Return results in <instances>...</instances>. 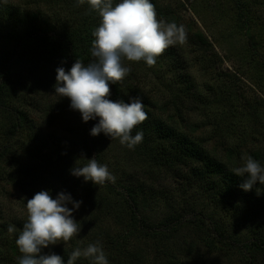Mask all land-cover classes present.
<instances>
[{
    "label": "trees",
    "instance_id": "trees-1",
    "mask_svg": "<svg viewBox=\"0 0 264 264\" xmlns=\"http://www.w3.org/2000/svg\"><path fill=\"white\" fill-rule=\"evenodd\" d=\"M140 1L153 5L149 0ZM230 1L235 6L236 33L247 38L242 54L245 64L264 80V19L257 24L251 16L253 8L256 11L264 7V0ZM85 2V13L76 24L67 21L59 25L42 11L0 0V39L8 43L0 55V168L6 166L13 141L35 126L27 109L11 104L12 67L17 58L39 57L65 76L89 74L101 99L112 109L124 112L122 135L131 141L132 153L142 163L141 173L148 166H183L194 177V188L205 195L208 206L186 200L159 221L152 218L146 212L149 201L144 181H139V174H134L139 178L124 181V177H117L107 168L110 149L106 136L110 131L106 124L91 121L79 140L80 154L88 157L85 173L90 178L81 181L82 172L77 175L67 169L70 180L63 187L70 208L87 210V225L76 222L75 226L77 230L85 225L89 236L80 238L76 233V237L70 236L73 245L49 247L33 231L35 224L29 218L8 220L0 216V264H84L88 259L105 264H208L207 255L221 253L236 258L240 264H264V136L259 145L245 152L242 167H236L230 158H219L187 132L163 119L153 110L152 102L139 93L136 84L112 71L104 61L109 43L124 41L121 32L127 23L123 12L126 0ZM196 40L199 51L212 48L203 32L196 34ZM161 46L164 57L179 70L178 93L186 91L188 98L196 96L198 85L184 60L172 46L164 42ZM224 95L220 92L214 101L229 100ZM184 103L176 105L177 110L182 111ZM244 111L251 127L250 136L264 135V99L249 101ZM100 186L102 193L96 196ZM108 220L114 225L106 228L103 223ZM182 229L189 236L179 247L170 246L168 241ZM134 242L142 244V248L132 246ZM80 243L91 247L85 257L78 251L83 246ZM144 244L164 249L165 257L161 261L157 257L151 259ZM209 264L219 263L214 260Z\"/></svg>",
    "mask_w": 264,
    "mask_h": 264
},
{
    "label": "rangeland",
    "instance_id": "rangeland-1",
    "mask_svg": "<svg viewBox=\"0 0 264 264\" xmlns=\"http://www.w3.org/2000/svg\"><path fill=\"white\" fill-rule=\"evenodd\" d=\"M2 1L42 11L59 25L67 21L76 24L87 8L85 0ZM149 1L153 5L126 0L123 12L127 23L121 32L124 41L109 43L104 61L112 71L136 84L159 116L187 132L219 158H230L236 167H242L245 152L259 145V139L264 136H257L258 141L250 136L251 127L244 111L249 101L264 99V80L245 64L242 54L246 51L247 38L243 33H236L234 4L230 0ZM257 9H252L251 16L258 24L264 19V7ZM199 32L212 43V48L205 52L199 51L196 44ZM163 42L175 48L184 60L198 85L196 96L188 98L186 91L178 93L179 70L164 57ZM7 48L8 43L0 39V55ZM12 68L11 104L27 109L35 126L24 136L18 135L6 166L0 168L3 170L0 216L8 220L29 218L35 224L32 230L49 247L73 245L70 236L74 238L76 233L80 238L89 236L84 221L87 210L70 208L63 187L70 180L65 173L67 169L77 175L82 172L81 181L90 178L85 173L88 157L80 154L79 140L91 121L106 124L110 131L106 136L110 149L107 168L117 177H124V181L139 176V181H144L149 201L146 212L152 218L159 221L186 200L201 206L207 204L205 195L194 188V177L183 166H174V169L148 166L141 173L142 163L132 153L131 141L122 135L126 122L124 112L112 109L101 99V92L90 83L89 74L65 76L39 57L17 58ZM220 92L228 95L229 100L215 102ZM183 102L182 111L177 110L176 105ZM102 189L97 188L96 196ZM88 218L91 217L88 215ZM76 222L85 225L76 230ZM104 224L109 228L113 221ZM186 236L189 232L182 229L168 244L177 248ZM80 244L83 246L78 251L85 257L91 247ZM132 246L142 248V244L135 242ZM144 249L151 259L157 257L159 261L166 254L153 244L149 247L144 244ZM88 260L84 264H105ZM207 260L240 264L236 258H228L223 253L209 254Z\"/></svg>",
    "mask_w": 264,
    "mask_h": 264
}]
</instances>
